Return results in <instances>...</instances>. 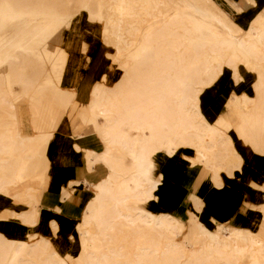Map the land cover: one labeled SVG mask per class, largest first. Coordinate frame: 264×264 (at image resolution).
I'll use <instances>...</instances> for the list:
<instances>
[{"label": "bare ground", "instance_id": "1", "mask_svg": "<svg viewBox=\"0 0 264 264\" xmlns=\"http://www.w3.org/2000/svg\"><path fill=\"white\" fill-rule=\"evenodd\" d=\"M114 1L117 2L115 8L119 14L118 20H113L110 14H107L113 9V5L107 7L98 4L95 8H90L87 5L81 6L84 0H78L80 13L76 19L61 25L64 19L49 14V20L43 19L38 23L41 29L43 28L42 32L53 35L49 37L50 41H47V38L42 41L45 51L41 53V57L51 59V54H56V49L59 48L64 71L67 53L63 45L55 43L56 25H61L65 33L70 35L74 30L82 29L86 15L88 19L97 16L104 24L103 44L115 50L114 54L108 53L110 72L94 89L87 114L81 116L85 123H96V131L107 145L102 155L89 154L90 165H87L92 170L96 162H104L109 167L110 174L106 180L95 186V199L88 204L81 217V225L78 228L82 235L80 259L75 260L66 255V261L55 249L52 239L37 233H28L15 248L10 263L46 264L51 260L54 264H243L244 261L248 264H264L263 227L261 230H245L216 223L215 228L210 229L199 222L198 212H190V218L195 221L196 227L188 230L187 225L177 217L166 213L156 215L146 209L150 202L158 200L157 192L163 175L158 174L157 179L149 180L148 177L145 179L140 173H136V170L146 163H149L150 167L146 170L148 176L151 171L157 172L154 158L161 151L172 157L181 148H191L212 161L215 166V170L212 169L213 180L219 185L221 174H231L240 169L242 161L231 134H228L232 128L236 130L240 141L264 154V23L255 21L245 32L214 0ZM205 3L210 7L205 8ZM9 9L12 17H15V11ZM168 29L176 37L178 29L196 34L191 41L196 42L200 48H208L207 55H211V43L217 46L212 52L216 54L215 60H218L219 65L212 66L206 61L201 67L197 66L196 62L192 63L194 68L192 67L191 72L195 80L189 89L184 90V101H178L172 109L170 105L167 106L166 114L164 112L161 117L166 122L169 117L172 118L174 122L171 126L175 127L177 134L173 136L164 131L166 134L157 143L140 123L138 127H124L126 115L117 111L116 105L119 99L136 97L139 88L154 82L151 71L155 68V49L159 44V37L168 33ZM17 38L19 37L10 36L5 45L0 42V61L10 57L7 49L18 43L15 42ZM173 46L180 58L187 56L189 48L184 49L179 44L178 37ZM83 48V53L90 59L95 46L84 44ZM200 55L196 52L195 56ZM192 58L194 61V57ZM129 62L137 64L133 72H125L127 81L120 83L117 91H107L106 86L113 69H125ZM50 64H54V60L51 59ZM240 67L257 76L253 85L256 97L234 96L228 106L237 118L236 124L221 119L211 125L203 114L201 97L226 75V68L232 70L235 82L240 84L244 79ZM180 71L179 68L177 72L180 74ZM51 74L53 75V72ZM10 75L8 71L6 81ZM60 79L61 86L63 76ZM73 91L75 92V89ZM170 92L174 93V89ZM10 94L11 92L0 88V192L5 188L4 185L15 186L21 180L45 175L48 166L47 148L59 127L56 124H60L65 116L71 96L75 97L71 91L67 100L68 94L60 92L56 87H45L35 92L32 99L26 101L29 116L25 124L29 134L23 135L20 132L14 134V122L4 121L8 118L18 120L17 115L8 112L9 107L14 108L8 101ZM104 102H108L109 107H106ZM139 131L144 132L141 139L136 137ZM120 147L132 151L133 156L119 155L117 152ZM212 155L219 158L220 163L213 162ZM227 157L234 158V163L228 164ZM186 158L190 161L189 157ZM188 163L196 165L195 160ZM8 173L10 177H7ZM29 188L27 194L30 200L39 204V191L33 187ZM110 199L114 204L109 210H105V202ZM14 200L15 204L21 202L18 198ZM57 211L60 212L59 208ZM11 217L22 219L24 224L30 226L38 223L37 213H14ZM11 217L0 215V218ZM91 223L100 228L102 236L115 240V246L109 245L107 252L91 250L87 244V240L95 242L93 231L91 233L88 228ZM83 225L87 228L83 229ZM52 227V230L57 232L55 221L52 222Z\"/></svg>", "mask_w": 264, "mask_h": 264}, {"label": "crops", "instance_id": "2", "mask_svg": "<svg viewBox=\"0 0 264 264\" xmlns=\"http://www.w3.org/2000/svg\"><path fill=\"white\" fill-rule=\"evenodd\" d=\"M217 4L231 17L235 16L234 22L239 24L245 32L251 28L255 21L264 23V0H220ZM79 35L80 33L70 34L66 41L65 50L68 54V61L63 74L64 82L66 78L68 80V76H65L70 61L68 46L77 42ZM84 44L93 45L96 48L92 41L87 40L81 45L82 53L84 52ZM91 59L92 56L90 59L87 58L88 63L91 62ZM75 67L76 70H73L71 82L77 77L76 73H79L81 69L78 66ZM93 67L90 66L89 68L93 69ZM110 69L111 64L107 73L110 72ZM107 73L103 74L91 88L89 91L90 100L81 107L77 97H82L83 83L79 84L76 80L74 92V89L63 88L62 80V90L68 93L72 91L75 97L71 96L73 100L71 99L68 110L47 148L48 166L43 180L26 182V187L20 190L10 187L8 189L10 195L6 194V196L0 197V212L6 210L21 214L30 212L33 208L32 203L25 196L27 187L31 186L38 190L39 204L36 207L38 223L35 226H30L18 219L19 223L14 222V219L5 222L0 221L2 233H37L52 239L55 249L64 258L66 255H70L75 260L80 257L82 235L78 228L81 225V217L88 208V204L95 199V186L106 180L110 174L109 167L101 161L96 162L97 165L92 167L93 171L91 167L89 168V154L102 155L106 151L107 145L103 143L104 141L97 133L96 127L93 124L83 122L81 116L87 114V108L93 98L92 93L103 82V77ZM121 74L122 71L120 70L115 72L108 85L109 88L115 87L121 81ZM116 75L118 78L114 79ZM230 75L228 76L226 73L225 76H222L223 78L221 77L217 84L201 97L203 114L211 125H215L221 119L234 124L231 122L233 119H229V115L236 121L237 118L228 106L229 101L234 96L247 95L251 97V94L255 93L253 85L257 78L256 80L253 78L254 74L245 69L244 79L240 84L235 83L232 73ZM67 119H71L70 121L73 122L80 120L81 125L90 127L95 135H75L74 127L65 123ZM228 134H231L235 149L242 161L240 169L234 170L231 174H221L219 185L215 184L211 171L204 166H192L179 156L168 157L166 155L160 157L161 153L157 155L155 161L157 163L164 162L160 169L164 178L157 192L158 200L153 202L149 209L155 214L166 213L182 219L190 218V212L195 211L198 212L199 222L210 229L215 228L216 223H219L245 230H261L260 228L264 224V209H262L264 208V154L240 141L234 128ZM232 134L235 135V138ZM181 155L183 157V153ZM102 175L105 177L95 183L93 182ZM70 184L75 185L70 186ZM89 186L94 192L92 197L88 193ZM42 193L43 195H41ZM11 195H21V202L14 204V198ZM63 195L64 197H62ZM65 197L68 198L65 199ZM24 206H28L29 209H24ZM56 208L57 210L59 208L60 212ZM258 210L259 212H256ZM53 221L57 223V232L52 230ZM55 233L56 235H54ZM77 235H79L80 241L76 239Z\"/></svg>", "mask_w": 264, "mask_h": 264}, {"label": "rangeland", "instance_id": "3", "mask_svg": "<svg viewBox=\"0 0 264 264\" xmlns=\"http://www.w3.org/2000/svg\"><path fill=\"white\" fill-rule=\"evenodd\" d=\"M214 1L217 3L220 0H214ZM116 3L117 2H115L114 0H84V2L81 3L82 4L81 6L87 5L90 6V8H95L98 4L103 6L105 5L107 7L113 5L112 6L113 9L109 10L107 14L108 15L110 14L113 20H118L119 14L115 8ZM208 5H209L208 3H205L204 5L205 8L210 7V5L209 6ZM79 7H80V3L78 2V0H0L1 44L4 43L5 45V42L10 36L19 37L15 39V42L18 43H16L11 47H8L7 49V53L10 54V57L6 59L4 58L3 60L1 59L0 61V88L11 92L8 101L14 105L13 106L14 108L9 107L8 112L11 115H17L18 117V120L16 118H8L5 119L4 121L5 123L14 122V126H13L14 134L19 132L23 133V135L29 134L28 133L29 130H27L25 124L29 116L27 111L26 101H30L35 92L40 91L45 87H56L59 89L60 92L68 94L67 100H69L68 97L69 93L63 91L60 86L61 83L60 78L64 74V69L62 68V64H61L62 62L60 59V50L59 48H57L56 54L55 53L51 54V59L54 60V64L52 65L50 64L51 59H45L41 57V53L45 51V45L42 43V41H44L46 38L47 41H50L51 38L49 37L53 35H48L42 32L43 28L41 29L40 27L41 25H39L38 23L43 19L49 20L50 19L49 14H50V16H56L60 19H64V21L60 23L61 25L66 24L71 19H76L79 16L80 13ZM9 8H12V10L15 11V13L17 14L15 15V17H12V13ZM232 17H231L232 19L236 18L235 16ZM84 19L85 20L83 22L82 29L80 31L74 30L75 32L73 33V34L80 33L77 42L68 46L70 61L65 73V76H68V80L67 78L65 79L64 77L66 81L64 82L63 80V84H62L63 88L74 89V86L76 85V80L77 82H79V84L83 83L84 89L81 94L82 97L81 98L77 97V101L80 107L86 104L90 100L89 91L100 80L101 76L107 73L109 70V66L111 62L107 58L106 53L114 54L115 52L113 47L110 46L107 47L103 44L102 33L104 31V24L99 19V17L93 16L90 19H88L86 15ZM61 25H56L57 26L55 28L56 34H54L55 43L58 45H63V49L65 50L66 41L70 35L65 33V31L60 27ZM72 25L74 26V24ZM166 31L168 33H164L162 37H159L158 40L160 45L158 44L156 46L157 48L155 49L156 52L154 58L155 61L153 62L155 68L153 69L154 71H151V74L154 77V82L150 84L146 83L141 88H139L137 90L138 95L136 97L122 98L121 100L119 99L118 104L116 105L117 106L116 110L121 113L123 112L126 115L127 121L125 122L124 127L125 126L138 127V123H140L145 126L146 131H148L147 133L150 134L149 136L153 139L154 142L161 140L164 134L166 133H170L173 136L177 134L175 131V127L171 126V124H173L174 122L172 118L169 117L166 122L163 121L161 117L164 112L166 114L167 106L170 105L171 106L170 109H172V106L174 107L178 101L180 100L184 101V93H183L184 90L189 89L190 85L195 80V77H193L191 72V69L193 67L192 63L196 62L197 66L201 65V67L203 64L206 63V61L209 62L212 66L219 65L218 60L217 61L215 60L216 54L212 52L213 48L217 49V46H213V44L211 43V55H207L208 48L206 47L200 48L196 42L191 41L192 37L197 36L196 34L193 35L190 32L188 33L178 29L176 32H177L179 44L182 47H184V49L189 48V50H187V56L180 58L179 53L175 51V48L173 46L177 37L175 36L174 33L169 32V29ZM8 32L9 34H7ZM7 35L10 36L8 37ZM87 40L92 41V43L96 45V49L92 53L91 62L89 63L86 55L83 54L80 50L83 42ZM196 52H199L201 55L196 57L195 56ZM66 55H67L66 57V64H67L68 54ZM192 57H194V61H192L193 60ZM129 64L125 69H121V68L113 69L108 81V85L115 72H117V70L122 71L121 74L122 78L121 81L113 88H109L107 85L106 86L108 89L107 91L111 93L115 92L118 90V86L120 85V83L127 81L128 77L127 75H125V72L127 70L130 73L133 72L134 66L137 63L133 64L132 62H129ZM75 66H78L81 69L79 70V73H76L77 77H75L73 79V82H71V78L73 76V70H76ZM90 66H94L93 69H90L89 68ZM179 68L181 69L180 74L177 72ZM225 70L227 75L231 76L230 74L232 73V70L229 68H226ZM8 71L11 75L9 76V79L6 81L5 77ZM52 72L53 75L51 74ZM244 72L245 69L243 67H240V73L243 74ZM116 76L114 79L118 78V75ZM253 78L256 80L257 76L254 74ZM173 89H174V93H171L170 91ZM251 97L255 98L256 94L252 93ZM104 104L105 106L107 105L106 107H109L108 102H104ZM230 118L231 120L233 119L231 122H234V124H236L237 121L235 120V118H232L229 115V119ZM70 120L71 119H67L65 123L70 124L74 127V129L76 130L75 135H82V134L95 135V133L90 127L82 126L80 120H78V122H73ZM88 124H93L96 127V123L95 124L88 123ZM56 125L58 126L59 124ZM170 126L172 127V129H170L171 128ZM119 129L117 131H119ZM164 131L166 133H164ZM143 135L144 132L139 131L136 137L138 139H141L143 138ZM232 136L234 137L235 135L232 134ZM117 153L125 157L133 156L132 151L121 147L119 148ZM160 153H161L160 157L166 156V154L163 151H161ZM182 153H183V157L181 155ZM176 156L181 157L187 162H192V160H195L196 162L195 166L197 165L204 166L207 169H209L213 175L212 169L215 170V166L211 160L210 162L208 158H204V154L199 155L191 148H181L178 151V154L176 153L173 155V157ZM198 156L200 160L198 159ZM186 157H189L190 161H188ZM212 157H213V162L215 161V163H220L219 158L214 157V155H212ZM233 159L234 158L227 157L226 162L228 164L229 163L232 164L234 163ZM154 162H155V158H154ZM163 164L164 162L163 163L155 162V165L157 167V172L150 170L151 172L149 176L146 174V170L150 168L149 163L144 164L141 168L136 170V173H140L145 179H147L148 177L149 180H155L157 179L158 174H162L160 169ZM100 167L103 166L100 165ZM1 176H4V174H1ZM7 177H10L9 173L7 174ZM43 177L44 176H39V175L36 177L33 176L26 180H21L19 184L15 186L9 184L4 185L5 188L0 192V197L9 194L8 189L10 187H14L20 190L26 187L27 184L26 182L41 181L43 180ZM104 177L105 175L97 177V180L93 182L95 183L96 181H99ZM29 187L31 186L27 187L25 196L32 203L33 208L31 209L30 212H24V213L38 214V212L36 211V207L38 206V204H35L32 200H30L27 194L28 189H30ZM88 193L90 197H92L94 194L93 189L90 186ZM41 195H43V193ZM11 197H13L14 199L18 198L22 200L21 195H11ZM153 202L154 201L150 202L146 207V209L151 213L153 212L149 208ZM14 204H15V200H14ZM105 204H106L105 210L107 209L109 210V208L113 206L114 202L110 199V200H106ZM24 209H29V207L24 206ZM256 212H259V210ZM14 213L15 212H9L5 210L3 212H0V215L2 216L8 215L11 217ZM177 218L183 221L185 225H187L188 230L195 229L196 227L195 221L192 220L191 218H185V219H182L180 217ZM10 219H14V218L11 217ZM10 219L0 218V221L5 222ZM18 220L22 221V219H18ZM18 220L14 219V222L19 223ZM262 227H263L262 231H264V224ZM82 228L85 229L87 228V226L83 225ZM88 228H91L90 229L91 233L93 231V234L95 236L94 243L87 240L88 247L91 250L99 251V252H107L108 251L107 247L109 245L113 247L115 246V240H109L110 239L109 237L102 236L99 232L100 228H97L94 223H91V225L88 226ZM132 233L133 232H129V234ZM112 234L114 235V233ZM26 237H27L26 234L23 233H19V234L9 233V232L2 233L0 231V264H11L10 261H12V258L14 256L15 248L18 245H20V241L24 240ZM76 239L80 241L79 235H77ZM64 260L67 261L68 260L67 257H65ZM174 263L177 264L176 262ZM46 264H54V262L48 260ZM243 264H248V262L244 261Z\"/></svg>", "mask_w": 264, "mask_h": 264}]
</instances>
